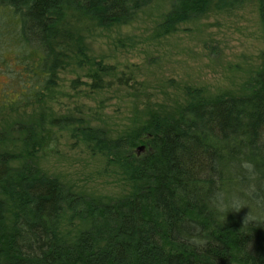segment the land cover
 Listing matches in <instances>:
<instances>
[{
  "label": "trees",
  "instance_id": "1",
  "mask_svg": "<svg viewBox=\"0 0 264 264\" xmlns=\"http://www.w3.org/2000/svg\"><path fill=\"white\" fill-rule=\"evenodd\" d=\"M147 2L0 0V124L44 103L72 64L88 69L90 90L106 87L111 67L92 58L82 31L127 23ZM211 2L173 0L158 31ZM258 9L264 22V0ZM261 63L242 94L188 86V100L114 138L81 107L0 129V264H264V53ZM52 127L104 157L125 192L101 200L38 169L32 159L58 139ZM74 218L84 227L72 236L63 226Z\"/></svg>",
  "mask_w": 264,
  "mask_h": 264
},
{
  "label": "rangeland",
  "instance_id": "2",
  "mask_svg": "<svg viewBox=\"0 0 264 264\" xmlns=\"http://www.w3.org/2000/svg\"><path fill=\"white\" fill-rule=\"evenodd\" d=\"M172 5L173 0H148L127 23L83 30L92 58L111 67L103 75L106 87L90 90L88 69L72 64L60 71L44 103L8 113L0 129L15 127L30 115L42 113L49 118L81 107L82 115L105 126L114 138L139 124L149 110H171L188 100V86L203 88L208 97L221 92L242 94L245 82L262 65L264 22L258 0L225 7L212 0L206 12L162 35L159 23ZM7 72L0 64V87ZM74 78L86 82L74 90L70 82ZM52 129L58 139L32 159L38 169L57 177L71 191L101 200L125 192L104 157L92 156L83 143H74L67 129ZM18 161L23 159L14 162ZM80 225L84 227L74 218L63 228L73 236Z\"/></svg>",
  "mask_w": 264,
  "mask_h": 264
}]
</instances>
